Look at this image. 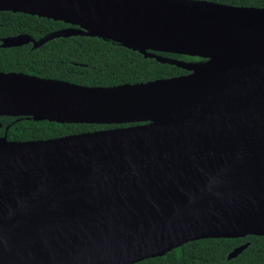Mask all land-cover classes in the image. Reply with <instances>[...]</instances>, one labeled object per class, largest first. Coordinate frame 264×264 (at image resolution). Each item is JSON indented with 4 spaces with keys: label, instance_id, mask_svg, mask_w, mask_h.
<instances>
[{
    "label": "water",
    "instance_id": "95a60500",
    "mask_svg": "<svg viewBox=\"0 0 264 264\" xmlns=\"http://www.w3.org/2000/svg\"><path fill=\"white\" fill-rule=\"evenodd\" d=\"M0 12L70 26L4 49L100 38L187 72L114 87L0 73V117L118 126L0 135V264H137L190 242L264 237V8L0 0Z\"/></svg>",
    "mask_w": 264,
    "mask_h": 264
},
{
    "label": "trees",
    "instance_id": "16d2710c",
    "mask_svg": "<svg viewBox=\"0 0 264 264\" xmlns=\"http://www.w3.org/2000/svg\"><path fill=\"white\" fill-rule=\"evenodd\" d=\"M235 7L264 8V0H198ZM69 25L37 16L0 12L1 39L19 34L35 38L62 30ZM174 60L199 61L174 54H160ZM0 72L24 73L42 78L64 80L86 87H114L139 84L186 75L176 66L145 59L138 52L99 38L71 37L57 39L32 50L30 46L13 49L0 47ZM128 126V125H125ZM7 130L10 141L47 140L116 126L57 124L35 122L26 118L0 117V134ZM250 246L236 259L228 255L236 248ZM137 264H264V237L241 239H206L190 242L167 255Z\"/></svg>",
    "mask_w": 264,
    "mask_h": 264
},
{
    "label": "flooded vegetation",
    "instance_id": "af4514ba",
    "mask_svg": "<svg viewBox=\"0 0 264 264\" xmlns=\"http://www.w3.org/2000/svg\"><path fill=\"white\" fill-rule=\"evenodd\" d=\"M68 27H70V26H68ZM68 27H66V28H68ZM65 29V28H64ZM19 35H24V34H19ZM19 35H15V36H9V37H5V38H2L1 39V45H2V41L4 40V39H8V38H14V37H17V36H19ZM26 35H28V36H30L34 41H39V40H41V39H43L44 37H46L47 35H49V34H47V35H45V36H43V37H40V38H35V37H33L32 35H29V34H26ZM71 37H81V36H71ZM71 37H68V38H71ZM68 38H64V37H60V38H56V39H53V40H57V39H68ZM100 39V38H99ZM53 40H51V41H53ZM103 40V39H102ZM51 41H48V42H46L45 44H43L42 46H40V47H38L37 49H39V48H41V47H43V46H45L46 44H48L49 42H51ZM105 41V40H104ZM106 42H111V41H106ZM112 43H114V42H112ZM114 44H117V43H114ZM1 45H0V47H1ZM118 45H120V44H118ZM26 46H30L31 47V49L32 50H37V49H34V43H29V44H26V45H23V46H21V47H14V48H22V47H26ZM121 46V45H120ZM2 49H4V48H2ZM6 49H13V48H6ZM146 59V58H145ZM0 73H3V72H0ZM10 73H15V72H10ZM18 74H24V73H18ZM25 75H29V74H25ZM29 76H34V77H38V78H42V77H39V76H35V75H29ZM42 79H48V78H42ZM50 80H57V81H62V82H67V81H64V80H58V79H50ZM68 83H70V82H68ZM73 84V83H72ZM115 126V125H114ZM128 126H131V125H128ZM128 126H123V127H128ZM116 127H118V126H116ZM116 127H113V128H116ZM8 128V127H7ZM6 128V129H7ZM107 129H111V128H107ZM101 130H106V129H101ZM95 131H99V130H95ZM90 132H93V131H90ZM85 133V132H84ZM1 135V134H0ZM5 135V134H4ZM3 135V136H4ZM70 135H75V134H70ZM65 136H68V135H65ZM61 137H64V136H61ZM57 138H60V137H57ZM51 139H54V138H51ZM33 141V140H32Z\"/></svg>",
    "mask_w": 264,
    "mask_h": 264
}]
</instances>
